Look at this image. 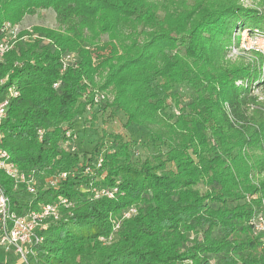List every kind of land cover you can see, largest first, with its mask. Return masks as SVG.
Returning a JSON list of instances; mask_svg holds the SVG:
<instances>
[{"label": "trees", "instance_id": "16d2710c", "mask_svg": "<svg viewBox=\"0 0 264 264\" xmlns=\"http://www.w3.org/2000/svg\"><path fill=\"white\" fill-rule=\"evenodd\" d=\"M182 6L161 14L149 0H0V27L47 8L56 21L34 27L38 38L20 35L0 63V97L12 84L19 92L0 145L40 181L31 195L0 171V190L18 214L58 197L73 203L48 220L27 264H264L248 224L264 199V101L251 92L264 86L263 55L225 56L233 33L264 32V14L235 0ZM179 85L190 89L186 103ZM97 93L106 97L93 109L144 128L157 155L132 160L135 141L106 130L89 153L61 147ZM171 103L177 112H167ZM63 170L73 175L42 187ZM90 180L115 194L94 197ZM130 206L136 212L103 244Z\"/></svg>", "mask_w": 264, "mask_h": 264}, {"label": "built area", "instance_id": "2783aa9c", "mask_svg": "<svg viewBox=\"0 0 264 264\" xmlns=\"http://www.w3.org/2000/svg\"><path fill=\"white\" fill-rule=\"evenodd\" d=\"M21 34L19 23L4 22L0 27V63L4 59V54L12 47V44L18 39ZM71 55L67 54L61 58L62 69L67 64V59ZM6 78H0V87L4 85ZM59 81L53 84L54 87L58 86ZM17 88L12 84L9 85L5 92L0 97V142L3 137L1 131V124L6 117V111L10 99L18 95ZM106 95L104 93H97L93 97L94 104L88 105L87 110L93 108L97 102L104 100ZM71 131V130H69ZM69 131L66 136L70 138ZM43 130L37 129L39 137H41ZM69 140V139H68ZM65 140L64 142H67ZM61 147L64 148L63 143ZM66 149V148H64ZM67 150V149H66ZM69 151V150H68ZM102 162L101 156L94 162L95 165H85L84 172L88 175L93 173L94 167H100ZM0 171L5 173L10 179L13 180L14 188L23 186L28 194H35L37 188L40 186V181L34 173H24L19 169L17 164L11 159L8 151L0 145ZM73 175L72 170L58 171L43 179L42 187L57 188L62 180L67 176ZM94 181H88V188L94 193V197L107 196L113 197L116 188L112 190L105 187H93ZM64 206L70 208L73 203L65 197H58L55 201L44 203L39 206L37 210H28L22 214H18L10 208V200L8 196L0 190V248L5 251L10 249L20 256L26 264L29 262L30 257L36 256V250L43 242L44 236L42 231L46 229L48 220H56L60 216V207ZM136 212L135 206H130L122 211L118 219L112 218V232L108 236H101L99 240L103 244L111 241L113 234L118 230L120 222L124 218H128ZM248 224L252 229L253 235L257 236L259 240V247L264 252V199L261 200V208L252 214L248 220Z\"/></svg>", "mask_w": 264, "mask_h": 264}, {"label": "rangeland", "instance_id": "374dc122", "mask_svg": "<svg viewBox=\"0 0 264 264\" xmlns=\"http://www.w3.org/2000/svg\"><path fill=\"white\" fill-rule=\"evenodd\" d=\"M157 5L161 10L159 12L163 14L168 7H184V5L192 4L196 0H149ZM244 7L256 9L264 14V0H235ZM158 8V9H159ZM21 28V34L27 36L28 33H32L34 27L42 26L48 28H55V13L51 8L42 9L36 11L34 14L25 15L20 22H18ZM254 29L249 33L246 29L241 30L238 33H233L231 44L227 50L226 58L236 61L241 56L254 59L255 53H261L263 55L264 63V32L260 33ZM34 33V31H33ZM34 38L39 37L34 33ZM107 35H101L100 41H106ZM244 60V59H243ZM264 67V66H263ZM240 82V81H238ZM255 84V82L253 83ZM257 84V83H256ZM178 96L181 101L186 103L190 97V89L187 85H179L176 87ZM257 95L259 100L264 101V86L253 88L251 91ZM110 99L111 95L107 94ZM104 102L98 105V108L102 107ZM87 110L81 117H76L74 121V127L69 131L70 138L67 142H64V148L69 151H76L79 154L89 153L96 143L97 138L100 136L103 130L111 131L112 133L121 134L124 139L134 140V144L131 146L132 160H142L144 158H150L153 155L158 154V149L154 145H150L146 142L145 129L135 125L125 126V118L117 113L113 116H109L108 110L97 111L96 109ZM167 112H177V108L171 103ZM95 115L94 119H92ZM162 150L164 146H161ZM264 175V174H263ZM43 181V180H42ZM0 259L7 262V264H26L22 261L19 255L15 254L12 249L5 251L0 248Z\"/></svg>", "mask_w": 264, "mask_h": 264}]
</instances>
